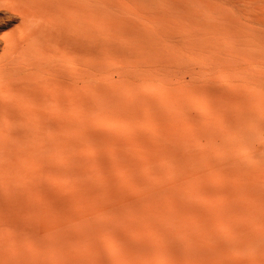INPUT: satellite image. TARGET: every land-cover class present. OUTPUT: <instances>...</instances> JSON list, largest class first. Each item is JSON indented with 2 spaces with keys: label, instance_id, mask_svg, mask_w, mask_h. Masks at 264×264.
<instances>
[{
  "label": "rangeland",
  "instance_id": "1",
  "mask_svg": "<svg viewBox=\"0 0 264 264\" xmlns=\"http://www.w3.org/2000/svg\"><path fill=\"white\" fill-rule=\"evenodd\" d=\"M0 264H264V0H0Z\"/></svg>",
  "mask_w": 264,
  "mask_h": 264
},
{
  "label": "bare ground",
  "instance_id": "2",
  "mask_svg": "<svg viewBox=\"0 0 264 264\" xmlns=\"http://www.w3.org/2000/svg\"><path fill=\"white\" fill-rule=\"evenodd\" d=\"M19 8L20 10L18 9V12L22 14V17L30 21V17H32V13L27 9V7L20 4ZM27 29H30L29 26Z\"/></svg>",
  "mask_w": 264,
  "mask_h": 264
}]
</instances>
